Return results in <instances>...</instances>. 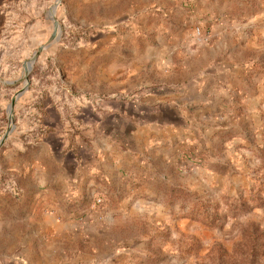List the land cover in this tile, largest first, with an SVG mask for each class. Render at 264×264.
Segmentation results:
<instances>
[{
    "label": "rangeland",
    "instance_id": "1",
    "mask_svg": "<svg viewBox=\"0 0 264 264\" xmlns=\"http://www.w3.org/2000/svg\"><path fill=\"white\" fill-rule=\"evenodd\" d=\"M162 78L205 79L219 108L153 184L169 219L121 231L131 264H264V0H0V216L31 206L35 158L55 172L72 150L87 159L102 146L101 129L73 124L74 109L86 119L109 94L132 99ZM110 191L84 201L117 207L126 188L123 199Z\"/></svg>",
    "mask_w": 264,
    "mask_h": 264
},
{
    "label": "crops",
    "instance_id": "2",
    "mask_svg": "<svg viewBox=\"0 0 264 264\" xmlns=\"http://www.w3.org/2000/svg\"><path fill=\"white\" fill-rule=\"evenodd\" d=\"M158 56L152 62L162 68L164 59ZM154 81L132 99L109 94L99 109L88 111L87 120L80 108L72 111L77 128L88 126L89 133L91 126L98 133L101 129L102 146L94 142L87 159L80 149L72 150L71 162L57 159L55 172L39 158L29 164L35 187L32 204L22 212L14 204L7 217L1 214L0 234L8 245L1 239L0 264H131L135 249L121 231L138 217L148 216L156 224L169 219L153 184L174 166L181 148L198 144L196 131L211 128L219 106L218 99L209 96L205 79L194 84ZM134 84L148 86L142 79ZM197 116L202 121L195 126L192 117ZM42 148L55 158L69 157V151L59 157L53 144ZM120 187L126 188L125 195ZM109 190L125 200L102 212L92 211L84 201Z\"/></svg>",
    "mask_w": 264,
    "mask_h": 264
},
{
    "label": "built area",
    "instance_id": "3",
    "mask_svg": "<svg viewBox=\"0 0 264 264\" xmlns=\"http://www.w3.org/2000/svg\"><path fill=\"white\" fill-rule=\"evenodd\" d=\"M195 36L198 40L203 42H207L210 40V37L201 28L195 29Z\"/></svg>",
    "mask_w": 264,
    "mask_h": 264
},
{
    "label": "water",
    "instance_id": "4",
    "mask_svg": "<svg viewBox=\"0 0 264 264\" xmlns=\"http://www.w3.org/2000/svg\"><path fill=\"white\" fill-rule=\"evenodd\" d=\"M53 40H54V37H52V38L50 39L49 42H52ZM44 48H45V46H42V47L39 49L38 53L42 52V51L44 50ZM37 57H38V54H36L35 57L31 60V63L34 62L35 59H36ZM29 67H30V68H29ZM28 69H31V65L28 66Z\"/></svg>",
    "mask_w": 264,
    "mask_h": 264
}]
</instances>
